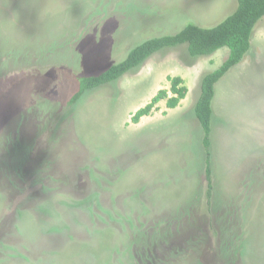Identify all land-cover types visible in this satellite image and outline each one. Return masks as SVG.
Segmentation results:
<instances>
[{
	"label": "rangeland",
	"instance_id": "1",
	"mask_svg": "<svg viewBox=\"0 0 264 264\" xmlns=\"http://www.w3.org/2000/svg\"><path fill=\"white\" fill-rule=\"evenodd\" d=\"M236 4L0 0V264H264V16L214 85L210 199L193 108L227 47H164L69 102L141 41ZM172 76L185 97L133 123Z\"/></svg>",
	"mask_w": 264,
	"mask_h": 264
},
{
	"label": "trees",
	"instance_id": "2",
	"mask_svg": "<svg viewBox=\"0 0 264 264\" xmlns=\"http://www.w3.org/2000/svg\"><path fill=\"white\" fill-rule=\"evenodd\" d=\"M236 2L234 11L213 25L201 26L193 22L187 23L175 33L153 36L141 41L132 47L122 60L109 65L99 73L80 77L78 87L69 100L70 104H73L86 90L119 78L164 47L186 43L187 51L192 56L211 54L221 47H227L229 49L227 58L217 68L202 76L200 93L193 108L203 133L202 145L206 163L204 175L207 183L206 197L209 199L212 188L210 133L214 85L243 58L250 48L252 30L257 21L264 16V0H236ZM169 81L168 90L159 89L149 102L134 112L131 116L133 123L138 122L142 116L150 114L160 99L165 98L166 106L173 108L185 97L187 87L184 85L183 79L180 76H172L169 77Z\"/></svg>",
	"mask_w": 264,
	"mask_h": 264
},
{
	"label": "crops",
	"instance_id": "3",
	"mask_svg": "<svg viewBox=\"0 0 264 264\" xmlns=\"http://www.w3.org/2000/svg\"><path fill=\"white\" fill-rule=\"evenodd\" d=\"M229 54V53H228ZM156 107V106H155ZM155 109V108H154ZM195 115V114H194ZM196 118V117H195ZM197 120V119H196ZM197 122H198V120H197ZM198 124H199V122H198ZM200 126V125H199ZM201 128V127H200ZM202 130V129H201ZM211 134V133H210ZM202 135H203V133H202ZM203 137V136H202ZM210 142H211V140H210ZM201 143H202V138H201ZM210 146H211V143H210ZM211 151V150H210ZM211 153V152H210Z\"/></svg>",
	"mask_w": 264,
	"mask_h": 264
}]
</instances>
